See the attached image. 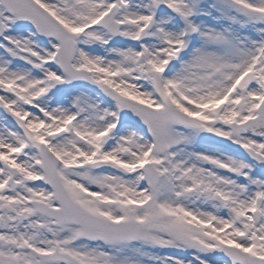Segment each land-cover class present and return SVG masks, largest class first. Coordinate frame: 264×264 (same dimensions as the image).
<instances>
[{
    "label": "snow or ice",
    "instance_id": "1",
    "mask_svg": "<svg viewBox=\"0 0 264 264\" xmlns=\"http://www.w3.org/2000/svg\"><path fill=\"white\" fill-rule=\"evenodd\" d=\"M0 264H264V0H0Z\"/></svg>",
    "mask_w": 264,
    "mask_h": 264
}]
</instances>
